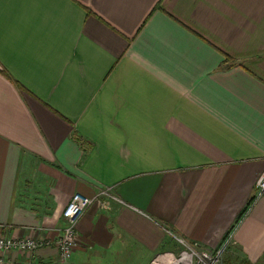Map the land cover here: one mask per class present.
Returning a JSON list of instances; mask_svg holds the SVG:
<instances>
[{
	"label": "crops",
	"instance_id": "crops-1",
	"mask_svg": "<svg viewBox=\"0 0 264 264\" xmlns=\"http://www.w3.org/2000/svg\"><path fill=\"white\" fill-rule=\"evenodd\" d=\"M264 0H0V235L64 264H173L182 244L264 264ZM62 264L55 246L4 264Z\"/></svg>",
	"mask_w": 264,
	"mask_h": 264
},
{
	"label": "built area",
	"instance_id": "built-area-1",
	"mask_svg": "<svg viewBox=\"0 0 264 264\" xmlns=\"http://www.w3.org/2000/svg\"><path fill=\"white\" fill-rule=\"evenodd\" d=\"M257 190L254 196V201L264 195V171L257 179ZM115 187L105 186L98 191L94 196H88L77 192L73 194L62 216L65 220V227L62 234L58 239L52 240L46 237L27 236L15 237L8 235H0V264L5 262V254L17 250L34 255L37 250L43 246H55L61 257L62 262L68 263L78 245L79 233L77 224L86 212V210L95 202L100 201L102 197H109L120 200L115 194ZM42 232V228L37 229ZM175 236L184 247L179 261L183 260L184 264H221L223 254L229 242V237L222 243L216 250L202 247L198 242H188L185 239L176 236L174 233L169 232Z\"/></svg>",
	"mask_w": 264,
	"mask_h": 264
},
{
	"label": "rangeland",
	"instance_id": "rangeland-1",
	"mask_svg": "<svg viewBox=\"0 0 264 264\" xmlns=\"http://www.w3.org/2000/svg\"><path fill=\"white\" fill-rule=\"evenodd\" d=\"M170 232H172V231H170ZM39 235H40V231H37V237H39ZM182 238V237H181ZM182 249L184 250V247H182ZM183 250H181V251H183ZM226 251V250H225ZM182 253V252H181ZM181 253H178V255L176 256V258L173 260V264H175L174 262H176V261H178L179 260V258H180V255H181ZM224 254H225V252H224ZM224 254H223V257H224ZM59 257H60V255H59ZM223 257H222V260H221V264H224V259H223ZM183 261V260H182ZM181 261V262H182ZM60 262L62 263V260H61V257H60ZM177 263V262H176ZM37 264V263H36ZM62 264H64V263H62ZM151 264H154V262H152Z\"/></svg>",
	"mask_w": 264,
	"mask_h": 264
},
{
	"label": "trees",
	"instance_id": "trees-1",
	"mask_svg": "<svg viewBox=\"0 0 264 264\" xmlns=\"http://www.w3.org/2000/svg\"><path fill=\"white\" fill-rule=\"evenodd\" d=\"M253 202H254V198L251 199L250 203L248 204L247 208L242 212L241 216L244 215V213L248 211V209L252 206Z\"/></svg>",
	"mask_w": 264,
	"mask_h": 264
},
{
	"label": "bare ground",
	"instance_id": "bare-ground-1",
	"mask_svg": "<svg viewBox=\"0 0 264 264\" xmlns=\"http://www.w3.org/2000/svg\"><path fill=\"white\" fill-rule=\"evenodd\" d=\"M182 261V260H181ZM179 261V263L174 262L175 264H184V261Z\"/></svg>",
	"mask_w": 264,
	"mask_h": 264
}]
</instances>
